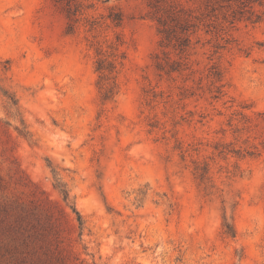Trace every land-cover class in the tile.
<instances>
[{
  "label": "rangeland",
  "instance_id": "obj_1",
  "mask_svg": "<svg viewBox=\"0 0 264 264\" xmlns=\"http://www.w3.org/2000/svg\"><path fill=\"white\" fill-rule=\"evenodd\" d=\"M79 1L70 28L52 0H0V264H264V3L177 0L198 18L180 56L147 0Z\"/></svg>",
  "mask_w": 264,
  "mask_h": 264
},
{
  "label": "trees",
  "instance_id": "obj_2",
  "mask_svg": "<svg viewBox=\"0 0 264 264\" xmlns=\"http://www.w3.org/2000/svg\"><path fill=\"white\" fill-rule=\"evenodd\" d=\"M55 6H57L61 12L64 13L65 17L71 22L70 28L73 27V23L77 21V15L82 14L84 9L93 8V4L89 3L84 5L79 0H52ZM148 7L150 9L149 15L151 19L156 22L158 34L161 35V47L168 48L172 47L175 51H178L181 56L186 52L190 44L189 31L197 27V17L192 16V11L186 9L180 2L177 0H147ZM254 2L264 3V0H253ZM110 9L108 19L114 24V26H120L123 21V16L118 10L115 14ZM251 15L253 12L250 13ZM119 42V39H118ZM162 54H165L162 52ZM156 58V67L158 70H164L166 65L176 64L178 67L181 62L178 60H170L168 57L166 59L160 60L158 55ZM116 59L117 55L111 54L109 57L103 59H98L96 62V71L99 74V89L101 90L102 100H109L114 95L115 90V74H116ZM6 95V94H5ZM13 101V98H10ZM15 104V103H13ZM53 171V170H52ZM55 174V172L53 171ZM56 175V174H55ZM54 188L59 192L62 197L63 202L70 208L71 212L75 216V221L77 224V229L79 235H82L84 230V222L76 210L73 202L70 200V192L67 189L66 185L62 183L59 177L56 179ZM54 210H57V206L54 205ZM59 210V209H58ZM47 214L50 218H53V212L51 210L47 211ZM25 216V215H24ZM24 221L20 218L13 222L11 228L13 233L16 236H20L24 239H27L28 236H25L27 233L26 226L23 225ZM28 226V225H27ZM224 233L229 237H234L235 232L233 227L225 223ZM54 231H57V226L53 223ZM27 246V242H25ZM49 248V247H47ZM50 250V249H47ZM17 264H30L26 255H22L17 258Z\"/></svg>",
  "mask_w": 264,
  "mask_h": 264
}]
</instances>
